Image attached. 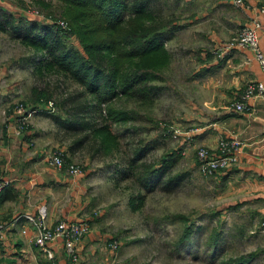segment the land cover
Returning <instances> with one entry per match:
<instances>
[{
    "label": "rangeland",
    "instance_id": "obj_1",
    "mask_svg": "<svg viewBox=\"0 0 264 264\" xmlns=\"http://www.w3.org/2000/svg\"><path fill=\"white\" fill-rule=\"evenodd\" d=\"M234 1L177 0L175 6L174 0L149 1L153 14L164 22L172 19L175 29L165 32L161 42L166 58L156 54L148 61L154 72V80L145 83L149 90L125 94L116 87L101 103L104 112H99L101 119L95 115L97 126L105 123L116 136L104 151L52 120V114L63 116L54 101L81 87L58 71L38 72L44 54L11 33V26L36 23L68 38L64 5L60 0H0V130L7 109L15 120L17 107L18 126L34 133L31 148L41 146L50 153L63 147L72 153H62L63 158L84 174L90 225L102 234L101 244L114 264H264V219L250 204L232 205L237 192L222 185L219 175L198 173V147L187 146L183 135L189 128L184 116L199 93L191 79L197 77L199 58H217V49L246 26L249 11L264 17V0H239L240 6ZM74 41L64 40L76 47ZM33 89L45 91L47 102L36 101ZM106 107L124 112L125 118L105 120ZM73 139L80 141L72 145ZM140 165L157 169L147 176L146 187L136 179Z\"/></svg>",
    "mask_w": 264,
    "mask_h": 264
},
{
    "label": "crops",
    "instance_id": "obj_2",
    "mask_svg": "<svg viewBox=\"0 0 264 264\" xmlns=\"http://www.w3.org/2000/svg\"><path fill=\"white\" fill-rule=\"evenodd\" d=\"M259 21L258 47L264 56V17L260 16ZM199 60L197 77L191 78L198 83L199 93L183 119L189 126L183 133L186 145L213 150L219 139L236 138L240 142L237 160L218 174L219 180L237 192L232 205L250 204L264 219V92L247 99L243 112L231 107L249 82L264 81V76L247 50H232L223 60L206 54ZM7 116L0 130V264H50L33 245L34 229L26 219L35 217L40 210L48 225L58 220L81 219L89 225L87 233L75 244L74 263L64 256L60 239L47 244L57 264H114L110 251L101 244L102 234L90 225L93 219L86 212L82 171L69 177L48 166V150L41 146L31 148L29 137L34 133L18 129L17 118ZM58 151L66 156L72 154L63 147Z\"/></svg>",
    "mask_w": 264,
    "mask_h": 264
},
{
    "label": "trees",
    "instance_id": "obj_3",
    "mask_svg": "<svg viewBox=\"0 0 264 264\" xmlns=\"http://www.w3.org/2000/svg\"><path fill=\"white\" fill-rule=\"evenodd\" d=\"M60 1L64 5L68 38L75 40L76 47L67 46L64 40L68 38H62L59 33L36 23H30L27 27L11 26V33L26 46L44 54L43 59L37 63L38 72L42 69L58 71L63 77L72 78L81 87L79 91L68 93V96L54 101V106L63 114L62 117L51 115L56 125L70 131V135L82 133L80 140L90 139V144L96 147L93 146L94 150H110L112 146L106 148L108 140L115 139L116 136L108 132L105 123L97 126L95 115L102 118L104 108L101 103L106 102L116 87L125 94L128 91L133 93L134 90H149L150 86L145 83L154 80V72L148 61L156 54L166 58L161 42L166 40L165 32L175 29L173 20H159L156 13L153 14L148 7L150 0ZM176 1L174 0L173 6ZM0 30H4L1 25ZM137 85L140 87L137 88ZM33 92L37 93L36 101L44 103L49 99L45 91L33 89ZM101 110L103 112L100 114ZM7 111V114L12 113V109ZM14 115L17 119L20 117L15 113ZM123 118L124 112L107 109L105 120L118 121ZM19 128L23 130L24 126L19 124ZM80 140L73 139L72 145ZM133 159L129 161L132 162ZM137 167L141 174L136 179L141 186L146 187L150 179L147 176L157 172V169L150 170L146 165ZM189 232L187 230L185 233ZM184 236L187 237L186 234Z\"/></svg>",
    "mask_w": 264,
    "mask_h": 264
},
{
    "label": "built area",
    "instance_id": "obj_4",
    "mask_svg": "<svg viewBox=\"0 0 264 264\" xmlns=\"http://www.w3.org/2000/svg\"><path fill=\"white\" fill-rule=\"evenodd\" d=\"M234 4L240 6L239 0H235ZM251 15L248 22L243 27L238 36L228 43L222 49H217L216 59L222 58L225 53L230 50L241 49L247 50L252 54L253 59L257 62L264 76V56L258 47L257 32L260 29L259 17L261 13L257 11H249ZM264 92V81L249 82L240 92L238 98L232 103V109L236 112H243L247 109L245 101L249 98H257ZM16 108V109H15ZM15 112L19 113L20 108L15 107ZM14 112V113H15ZM15 113V114H16ZM23 119V117H22ZM240 142L236 138L219 139L213 150L206 147H198L195 152L197 171L203 177H211L228 170L237 160V153ZM45 162L51 168L62 171L69 177H75L81 174V168L73 163L65 161L62 153L53 151L46 155ZM33 226L34 233L31 237L32 243L36 246L48 259L50 264H57L52 252L47 244L57 239L61 240L64 256L70 263L77 260L75 252V244L87 233L89 225L86 219L78 221L58 220L48 225L44 219V213L41 210L35 217L26 216ZM3 224L0 222V232ZM112 249L114 243L109 244Z\"/></svg>",
    "mask_w": 264,
    "mask_h": 264
}]
</instances>
